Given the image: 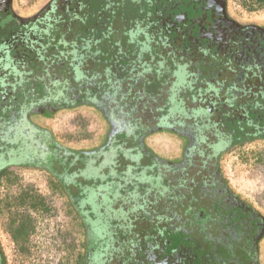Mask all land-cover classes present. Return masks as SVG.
<instances>
[{
	"label": "flooded vegetation",
	"instance_id": "flooded-vegetation-1",
	"mask_svg": "<svg viewBox=\"0 0 264 264\" xmlns=\"http://www.w3.org/2000/svg\"><path fill=\"white\" fill-rule=\"evenodd\" d=\"M229 9L0 0V264L4 240L30 252L31 214L50 212L21 172L43 173L71 213L73 264H261L264 218L221 162L264 143V20ZM67 113L104 143L83 152L79 133L58 137L48 125ZM155 136L173 141L171 156Z\"/></svg>",
	"mask_w": 264,
	"mask_h": 264
},
{
	"label": "rangeland",
	"instance_id": "rangeland-1",
	"mask_svg": "<svg viewBox=\"0 0 264 264\" xmlns=\"http://www.w3.org/2000/svg\"><path fill=\"white\" fill-rule=\"evenodd\" d=\"M227 1L232 8L238 9L237 7L240 4L238 0ZM253 1L254 5L259 4L264 7L263 0ZM235 9L230 11L234 14L236 13ZM251 20L254 21L255 16L254 18L252 16ZM73 119V113L60 114L56 117L57 121H53L48 126L52 128L58 137L61 138V135H63V139L69 137L71 143L74 136L79 133L84 142L78 151L82 149L83 152L92 150L94 144H91V146L86 144V139L89 137L87 131H92L91 126H84L80 130V126ZM153 147L161 154L163 152L168 156H171L176 149H172V142L165 137L161 138L159 142H155ZM74 148L72 147V149ZM72 149L69 153L78 154L75 151L76 149ZM221 164L230 185L237 193L248 199L264 218V143L246 145L240 151L236 150L234 153H228L222 158ZM18 180L21 185L29 184L37 193L44 195L49 202L50 212L44 214L38 209L31 214L35 234L29 240L34 241V248H31L30 252H16L12 243L7 239L4 240L8 264H73L78 253V240L77 226L72 220L71 213L67 215L59 196L46 189L43 173L21 172L18 174ZM77 184H81L82 188H85L94 183L77 178ZM4 190L10 197H13V194L17 191V186H11ZM3 193L1 191L0 195ZM83 206L85 207V205ZM5 215L0 216V219H6ZM260 262L264 264V250L260 256Z\"/></svg>",
	"mask_w": 264,
	"mask_h": 264
},
{
	"label": "crops",
	"instance_id": "crops-1",
	"mask_svg": "<svg viewBox=\"0 0 264 264\" xmlns=\"http://www.w3.org/2000/svg\"><path fill=\"white\" fill-rule=\"evenodd\" d=\"M227 1V0H226ZM239 2H240V4H239V8L240 9H235L236 10V12L238 11L239 13L241 12V16L244 18V19H247V20H251V17L253 16V18H254V16H255V20L254 21H262V20H264V7H262V6H260L259 4H255L254 5V1L253 0H238ZM252 3V4H251ZM227 5L229 6V8L231 7L230 6V4H229V2L227 1ZM252 5V7H250ZM237 7V8H238ZM232 8V7H231ZM233 9V8H232ZM229 10H231V9H229ZM258 20H257V19ZM252 21V20H251ZM87 127V126H86ZM85 127V128H86ZM91 129H92V131L95 129V131H97L96 130V127H93V126H91ZM105 131V130H104ZM88 133H87V135L89 134V133H92L91 131H87ZM106 132V131H105ZM86 134V133H85ZM161 138H163V137H160V136H155V137H153L152 139H150V141H149V143H150V147L152 148L153 147V144L155 143V142H159L160 140H161ZM171 141V140H170ZM171 142H173V141H171ZM86 143V142H85ZM104 142H103V140H101V141H90V142H87L86 144H89L90 146H91V144H94V146H100V145H102ZM156 146V145H155ZM93 147V146H92ZM154 148V147H153ZM174 148V144L172 143V149ZM155 149V148H154Z\"/></svg>",
	"mask_w": 264,
	"mask_h": 264
},
{
	"label": "trees",
	"instance_id": "trees-1",
	"mask_svg": "<svg viewBox=\"0 0 264 264\" xmlns=\"http://www.w3.org/2000/svg\"><path fill=\"white\" fill-rule=\"evenodd\" d=\"M264 1V0H263ZM263 7V6H262Z\"/></svg>",
	"mask_w": 264,
	"mask_h": 264
}]
</instances>
